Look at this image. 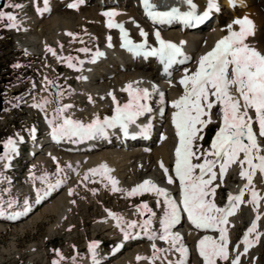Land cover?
I'll use <instances>...</instances> for the list:
<instances>
[{"label": "bare ground", "instance_id": "6f19581e", "mask_svg": "<svg viewBox=\"0 0 264 264\" xmlns=\"http://www.w3.org/2000/svg\"><path fill=\"white\" fill-rule=\"evenodd\" d=\"M215 2L217 8L211 13L217 18L218 23L216 25L213 23L208 29L203 28L200 31L188 32L186 34L174 33V31H176L174 28H171V30L166 32L169 33L168 35L170 37L179 39L180 41L186 39L185 45L188 53H193L191 54L192 59L179 70L175 71L170 79L179 89H183L179 80L184 76L185 69H187L189 73L194 72L198 67L199 58L210 51L218 40L228 34L227 26L232 24L237 18L247 16L254 22V35L250 36L246 42L264 54V0H238L237 5L234 7H231L227 0H215ZM72 3H77V0H47V11H44L45 5L43 7L36 6V17L33 19H27L26 17L28 15H23L17 24L18 27H15L14 29V32H21L27 35L25 40L17 41L18 48L31 53H36L43 58L51 55L54 62L53 64H55L56 68L59 67L60 64H67L65 60L58 59V57H70L71 55H74L73 52L78 51L84 46L83 42L86 40L91 42L92 48L88 49L87 52L80 53L75 68H69L66 65L67 73L63 75V80L67 85L68 90L58 94L51 93L48 95L49 103L45 105L42 112H51L58 106H62V104L71 105V107L65 111L66 113H81L83 115L82 120L80 119L82 122L92 123L93 120L105 116L107 112H113L117 105L129 102L130 97L128 91H125L124 89L130 84L133 89H148L150 98H152L153 101L165 102L166 87L169 80L160 79L152 64H144L135 60L127 59L126 56L114 49L103 50V47H105L107 43H111V41L107 40V37L113 36L114 34V31L109 30L106 26L108 18L103 15L106 11H115L119 13V15L112 19L123 21L128 27L130 35L134 38H140L141 29H143L144 32L148 31L147 23H145L140 17L138 10L135 9L134 5L130 7V10L124 8L127 5L120 7L112 6L107 9H101L95 3H92V0H83V3H78L77 8H70L68 5ZM196 3L200 10H208V0H196ZM25 11L26 9L24 12ZM233 28L234 30H239L238 25H233ZM83 30L87 31V38L75 40L78 33ZM69 33L72 35H69ZM82 37H84V35ZM49 48L53 49L56 55H53L52 52L48 51ZM193 49L195 52L192 51ZM102 50L104 55L102 57H96L95 62H92L95 53ZM81 61H83V63H80ZM122 61H124V63H122ZM75 76L79 78V84L76 87H71L70 82ZM234 91L235 90L233 89V92ZM110 93L112 95L111 97ZM160 93H163L162 99ZM113 96L115 97V102L113 101ZM212 99H214V97ZM250 111L253 113V116H255L254 111ZM53 116L55 115H51V117L45 116L44 122L51 120ZM205 119H207V117H205ZM221 123L222 113L220 112V105L217 104L211 110V123L203 128L201 135H204L205 131L209 128L208 126L213 124L218 126ZM160 124V126H163L168 130L171 129L170 121L167 120L166 117L163 118V121H161ZM258 127V124L255 123L257 131ZM92 138H95V136ZM203 139L195 142L197 145L196 150L199 152L202 149L201 144ZM262 147H264V138H262ZM60 151L62 150L46 146V143H44L43 147H35L32 157L28 158L27 162H39V165L42 166L49 165L50 162L58 164L60 161H63L70 165L69 174L72 173L77 177L81 172L84 174V172L90 169L106 165L110 170L107 173V176L118 181V184L116 185L118 191H112L110 181L104 175L97 174L93 176L97 183L103 180L104 182H107L106 190H103L104 188L99 189L101 190V193H98L100 199H105L106 197L113 195L114 201H117L119 197L122 202V215L115 216L122 218L123 223L127 224L136 221L138 225L136 231H133V228H126L125 231H131V236L139 233L143 236L136 241H133L131 236L129 239H125V231L121 230L122 226L117 227V220L109 218L107 216L109 211L102 207L98 211V213L101 214V216L99 215V222L90 228V232L93 234V237L96 232H99L105 237H109V240L114 241V243H112L113 246L108 252L102 251L99 248L95 249V256L93 255V252H91L88 257H84L78 264H170V262L171 264H175L176 260L179 258V253L174 250L159 252L156 254L158 258L153 259V244H155L157 249L165 250L169 249L170 245L168 242L159 238L149 239L148 234H144L142 227L139 226L143 222L142 211L144 209L141 205L146 203L148 208L151 209L152 214V217L150 218V233H155L157 237L162 234L160 221L163 218L166 207L163 203L164 197L157 195L155 192H144L143 194H138L140 197L137 198L136 202L131 206L129 202L132 196L128 195L133 188L140 185L145 180H149L157 187L164 189L169 197L176 200L178 204L180 203L182 197L178 193L179 189L174 183L169 184L167 182V177L160 166L161 162L166 168L169 166L168 141L158 142V140L154 138V140L152 139L148 144H137L131 148H119L113 144H104L97 146L90 151L74 149L66 150L64 153L67 154L64 155H61L59 153ZM263 152L264 151H262V153ZM8 156H10V154L5 155L3 153L1 155V157H5L0 160L4 170H6V165H8ZM240 158H243V154H241ZM194 161L195 163H199L201 160L198 161L194 159ZM226 172L227 174L225 178L222 180L217 178L213 182V186L219 185V187L216 188L215 196L211 197L215 204L220 201L221 192L232 187L233 184L238 181H246L239 175L240 166L238 164L231 165ZM259 185H261L260 182L254 177L253 186L256 191ZM65 186L60 182L57 187L53 188V193L50 196H46L43 203L40 205V207L43 208L41 212H38L39 206L36 205H33L29 213L23 212L27 204H34L35 202L34 198H29L27 190L23 191L25 197L22 203H20V206H16L15 204H11V207H9V204L0 206V210L3 211L4 216L12 217V215H15L13 221L0 218V230H4L6 225L11 224H21L20 227H17L18 232H23L26 229L31 230L38 221L46 218L48 215H56L58 216V221H56V225L54 224L50 228L49 233L51 235L54 234L56 227L61 224L63 218L66 216L71 202V198H69L70 186L67 189H65ZM28 187L30 190L33 188L31 184ZM46 191L47 188H43L40 192V196L45 195ZM243 201L244 203L239 204L238 211L225 225L229 241H233L234 236L239 229L242 233L244 228L250 227L259 214L257 209L254 210L253 207L247 203V199ZM159 210H162L163 212L159 213ZM17 213H19V215H17ZM153 221L157 224L153 225ZM256 223L258 226L260 219L256 220ZM171 231L181 236V242L189 250L186 264H203L202 258L199 256L197 250V243L203 236L207 235L212 236L214 239H219L217 232L204 234L195 232L184 224L183 218L180 219L179 223L175 225ZM118 235L121 236L119 237ZM257 243V239L253 240L250 250L252 248L256 249L258 245ZM228 251L229 260H217V264H231V260L234 256L232 244H228ZM239 252L241 255H245V257L246 255H249V252ZM237 254L239 255V253ZM138 257L147 259H137ZM253 258L257 264H264V259L259 257L257 250L254 253ZM239 263L241 264V262Z\"/></svg>", "mask_w": 264, "mask_h": 264}, {"label": "snow or ice", "instance_id": "6c2138e0", "mask_svg": "<svg viewBox=\"0 0 264 264\" xmlns=\"http://www.w3.org/2000/svg\"><path fill=\"white\" fill-rule=\"evenodd\" d=\"M44 2V11H47V0H44ZM234 2L235 0H233ZM78 3H83V0H77V3H72L68 6L77 8ZM188 3L192 7V10L188 12H180L177 8H172L170 11H156L154 10L155 5L150 0H143L146 15L153 22L161 24L171 23L173 20H180L185 24H200L217 8L215 0H208V10L202 15H197L192 0H188ZM9 6L11 7L12 5ZM14 7L19 8L21 6L15 5ZM103 15L108 18V28H118L120 30L123 47L136 55L159 57L160 62L164 65L165 73L169 72L172 65L184 63L188 59L181 46L162 39L159 31L155 33L159 47L147 50L146 38L148 34L143 29L140 30V35L145 38L144 42L135 44L128 38V33L125 31L124 26L113 22L112 18L119 15V13L106 11ZM16 19V16L11 12L0 11V21L7 20L9 22L6 27H18ZM233 25H238L239 30H234ZM254 29V22L247 16L235 19L232 24L227 26L228 34L217 41L211 51L199 58L196 70L189 73L185 69L184 76L179 80L180 85L183 86V95L172 102V107L176 109L172 116V123L175 126L176 136L178 137V145L175 149L174 172L175 178L179 180L182 197L180 203L178 204L176 200L169 197L164 189L157 187L149 180H145L128 193V195L133 196L150 191L164 197L163 203L166 207L163 218L160 221L162 234L157 237L155 233H149L151 220H145L139 225L145 234H148L149 239L159 238L170 245L169 249L165 250L157 249L155 244H153V259L158 258L156 254L159 252L174 250L179 253V258L175 264H186L189 250L181 242V236L171 231L179 223L181 211H183L187 213L188 220L196 229H212L219 232V239L206 235L198 241L197 250L203 264H217V260L228 261L229 241L225 225L228 223V218L235 214L239 204L244 203L242 198L245 195V190H249L251 195V199L247 203H250L254 210L258 208L261 197L254 189L253 180L257 171L264 174V155L261 154L264 151V147L258 142V137L264 138V54L246 42L250 36L254 35ZM69 35L72 34L69 33ZM109 46L111 45L109 44ZM48 51L56 55L53 49L49 48ZM79 51L87 52L88 49L83 48L79 49ZM103 55L104 53L102 52H96L92 62H95L96 57ZM179 57H183V59H178ZM58 59L65 60L69 68L76 67L72 63L73 57H58ZM80 63H83V61ZM233 89L235 90L234 92ZM124 90L128 91L129 102L122 107L117 105L115 115L110 119L105 118L104 121H100L97 118L92 123L85 125L64 116L65 111L71 105L58 106L55 109L56 115L51 120H48L51 125L52 139L59 141L64 137L92 138L96 135H106L107 128L117 126L122 128L125 135H127L128 124L134 123L136 118L145 112H150L151 108L147 103H142V101H146L150 97L148 89H133L130 84ZM160 96L162 99L163 93H160ZM213 97L214 99H212ZM113 101L115 102L114 96ZM48 103V100H44L42 103L33 105V107L43 111ZM217 104L220 105V112L222 113L221 126L216 132L210 150L199 152L195 150L197 149L195 142L203 139L201 133L203 128L211 123V110ZM250 110L254 111V118L249 115ZM57 120L61 122L56 123L55 121ZM254 123L259 126L258 133L254 131ZM15 144L16 141L9 138L4 147L6 150L14 152L16 150ZM241 154H243L242 159L240 158ZM201 157H203L202 162H192L193 159L201 160ZM4 158L0 157V159ZM233 164L240 166L239 175L246 180V183L238 195H228V203L225 207H217L213 199H211V197L215 196L216 188L219 187V185L213 186V182L218 176L214 169L217 166L219 167V177L222 180L226 170ZM160 166L167 177V182L169 184L174 183L173 176L169 175V169L162 162ZM197 170L199 171L197 172ZM109 171L106 165L90 169L91 175H104L110 181L112 191H118L116 187L118 181L107 176ZM41 179L43 180L44 178L41 177ZM84 179H89V176L86 174ZM59 183L57 181L56 185L49 184V190L57 187ZM72 192L73 190L70 189L69 195H72ZM47 194L46 192L45 195ZM37 197L38 199L40 198L39 190H37ZM9 207H11V204H9ZM141 207L151 212L146 203L141 205ZM27 210L25 208V211ZM0 215H3L2 210H0ZM109 216L116 219L117 227H120L122 218L116 217L111 212H109ZM259 219L260 217L257 215L256 220ZM256 220L252 222L244 234L242 243L245 253L253 244V241L249 239V235L256 232ZM137 226L136 221H132L127 225L128 228ZM124 238H130L129 233L126 231L124 232ZM256 239H259V234H257ZM96 247V242L89 245V250L93 252L94 256ZM137 259L147 258L138 257ZM239 259L240 256L237 255L235 259L231 260V264H239ZM54 264H58V262L54 261Z\"/></svg>", "mask_w": 264, "mask_h": 264}, {"label": "rangeland", "instance_id": "374dc122", "mask_svg": "<svg viewBox=\"0 0 264 264\" xmlns=\"http://www.w3.org/2000/svg\"><path fill=\"white\" fill-rule=\"evenodd\" d=\"M44 3V0H5V5L0 8V11L14 14L18 24L23 15L27 14V19L36 17V6L43 7ZM92 3L94 2L92 1ZM9 5L12 6L10 7ZM15 5H20L21 7H14ZM132 6L133 4L131 3L124 8L130 10ZM25 9L26 11L24 12ZM7 23H9L7 20L0 21V157L4 153L2 151L5 139L25 134L28 131L30 122H34L36 127H39L41 117L44 121L45 116L56 115L55 109L44 113L39 108L33 107V105L42 103L44 100L49 101L48 95L51 93L58 94L68 90L63 80V75L67 73V64H60L56 68L51 55L43 58L36 53L18 48L17 41L25 40L27 35L21 32H14L15 27H6ZM82 34L84 37H82ZM78 35L75 40L86 39L87 31L83 30ZM83 45L80 49L92 48L90 41L86 40ZM78 51L73 52L74 55L70 56L74 58L72 61L74 64L78 63L77 60L81 53V51ZM78 84L79 78L75 76L70 82V86L76 87ZM73 115L78 120L83 118V115L78 112L73 113ZM213 125L208 127L211 128ZM207 130L204 133L200 152L208 150L206 136H208L210 129ZM64 152L60 151L59 153L61 155L67 154ZM27 161L28 158L21 162V167L24 166V169L15 173L16 179L14 181L1 178V175L5 174V170L0 163V206L5 204L20 206L22 199L25 197L24 190H27L29 198L33 199L30 197L31 193L37 194V190L41 192L43 188H48L49 184L55 185L57 181H60L64 186L66 185L65 189L70 186L69 189L73 190L72 195H69V198H71L69 210L52 235L49 233L50 228L54 224L56 225V221H58V216L56 215H48L38 221L31 230L26 229L23 232L17 231V227H20L21 224L6 225L4 230H0V264H54V261L58 262V264H71V262L72 264H78L92 252L90 250L84 252L86 251L84 249L85 243H92L95 241L94 239H99L100 244H102L95 249L99 248L108 252L114 241L109 240V237H105L99 232H96L93 237L90 232V228L99 222L101 214L98 211L100 208L103 207L107 211L113 210L115 215L118 216L122 215V202L119 197L117 201H114L113 195L105 199H100L99 197L101 193L99 189L104 188L103 190H106L107 182L103 180L98 182V184L94 180L93 175H91L90 170L84 172V174L81 172L78 177L72 173L69 174L70 165L63 161L58 164L50 162L49 165L42 166L39 165V162ZM86 174L89 176L87 180L84 179ZM41 177L44 179H40ZM30 184L33 186L31 190L28 187ZM220 195V198H223V192ZM139 197V195L132 196L129 204L132 206ZM42 210L43 208L39 206L38 212ZM158 212L162 213L163 211L159 210ZM151 217L152 214L148 220ZM127 225V223L121 221V230L125 231L128 228ZM132 230L136 231V227ZM237 232H240V229ZM128 233L131 236V231H128ZM257 234V232L250 234V239L252 241L256 240ZM118 236L120 237L121 235ZM260 242L261 239L259 237L257 244H260ZM233 244L234 242H232V246ZM253 249L250 250L249 255H246V257L241 255L239 251L232 250L234 253L232 259H235L238 255L237 253H239V262L241 264H245V262L246 264H257L253 260V255L257 249ZM258 255L261 259H264L260 254V250Z\"/></svg>", "mask_w": 264, "mask_h": 264}, {"label": "water", "instance_id": "95a60500", "mask_svg": "<svg viewBox=\"0 0 264 264\" xmlns=\"http://www.w3.org/2000/svg\"><path fill=\"white\" fill-rule=\"evenodd\" d=\"M4 4V0H0V7H2Z\"/></svg>", "mask_w": 264, "mask_h": 264}]
</instances>
